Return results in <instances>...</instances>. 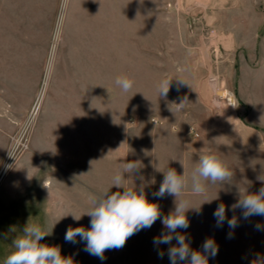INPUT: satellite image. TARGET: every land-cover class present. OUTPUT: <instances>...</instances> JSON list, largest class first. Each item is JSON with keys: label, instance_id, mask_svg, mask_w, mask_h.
I'll use <instances>...</instances> for the list:
<instances>
[{"label": "rangeland", "instance_id": "obj_1", "mask_svg": "<svg viewBox=\"0 0 264 264\" xmlns=\"http://www.w3.org/2000/svg\"><path fill=\"white\" fill-rule=\"evenodd\" d=\"M233 30L239 45L229 50L225 38ZM248 46L263 54L255 62L263 66L264 0H0V58L7 62L2 72L15 75L6 86L16 107L12 126L0 138V172L11 165L0 181V264L27 223L50 234L41 243L59 247L73 264H170L168 249L176 240L158 248L153 243L167 232L160 219L123 248L106 250L103 260L85 251L80 237L66 241L69 227H90L88 215L79 221L73 215L90 211L91 203L82 201L81 185L59 179L74 182L77 171L117 166V156L125 154L128 162L141 164L131 188L145 190L140 178L161 165L154 144L158 117L177 122L171 110L186 97L181 112L191 110L200 135L206 134L199 120L206 111L197 106L206 104V91L212 113L235 114L236 60ZM120 75L134 81L130 91L115 84ZM164 79L172 80L167 96L160 97ZM222 90L235 96L232 108L219 101ZM53 138L61 142L52 144ZM107 152L116 160L108 161ZM160 210L162 217L174 211ZM186 215L189 227L177 232L203 253L202 209Z\"/></svg>", "mask_w": 264, "mask_h": 264}, {"label": "crops", "instance_id": "obj_2", "mask_svg": "<svg viewBox=\"0 0 264 264\" xmlns=\"http://www.w3.org/2000/svg\"><path fill=\"white\" fill-rule=\"evenodd\" d=\"M229 34H231L230 37L225 38L230 47L228 49H237L239 41L235 36L236 31L233 30ZM248 49L247 54L236 60L235 114L218 117L212 113L207 99L209 95L206 92V104L197 105L198 108L206 111V118L199 119L206 123V134L200 135L197 127L199 123L196 124L195 121L198 118L192 117L194 114L190 115L193 113L191 110H182V112L179 110L177 114V109L172 108V116L178 120L177 122H169L159 116L160 120L155 127L158 134L154 139V144L155 157L161 165L154 170L146 171L145 179L140 178V181L146 184L144 193L149 201L159 202L161 209H174V196L166 194L160 198L154 193L159 190L164 178L163 172H166L168 168L175 169L178 174L184 173L188 184L180 199L189 200L192 209H202V216L198 217H202L203 222L206 223V239H213L218 246V252L214 257L206 253L208 264H264V216H251L244 219L241 209L231 210V206L239 199L240 192L242 194L246 191L255 193L264 186L257 179L258 176L264 175V134L261 131L264 124L260 120L264 118V65H255L256 61L262 59L263 54L258 56L257 48L253 46H248ZM6 63L0 58V138L3 130L12 126V114L16 110L13 98L7 95L9 89L6 86L8 82L11 83L14 80L15 75L12 71L2 72V64ZM174 95H179V92L176 91ZM198 108L196 107V110ZM240 114L243 115V120ZM194 130L198 133L197 136H193ZM187 133L192 135L189 136ZM56 139H52V144L56 143ZM125 140L124 148L127 146ZM57 142H61V138H58ZM207 152L219 155L229 170L233 172V177L223 184L205 182L206 192L202 195H194L191 192V175L197 166L199 156ZM94 155V159H98V154ZM115 155L113 152H107V160H116ZM126 157L125 154H122V158L117 156V161L128 162L129 158ZM120 168L121 163H117V166L110 163L106 169H99L96 165L92 167L90 174L82 170L75 173L81 181L75 179L73 182L68 178H60L59 182L65 185L71 182L81 185L83 187L81 199L90 202L92 207L93 195L111 188L113 179ZM133 177L132 174L125 173L122 186L131 188ZM115 191H123V189L115 187L110 189V192ZM221 203L225 205L227 219L233 216L237 218L238 226L234 229H230L227 222L217 227L213 213ZM258 224L261 226L259 229L256 227ZM230 232L232 238L228 236Z\"/></svg>", "mask_w": 264, "mask_h": 264}, {"label": "clouds", "instance_id": "obj_3", "mask_svg": "<svg viewBox=\"0 0 264 264\" xmlns=\"http://www.w3.org/2000/svg\"><path fill=\"white\" fill-rule=\"evenodd\" d=\"M172 79H164L159 85L160 97H166L169 92ZM181 82L185 83L183 80ZM115 84L123 91L128 92L133 87L134 81L127 75L116 77ZM187 98L177 106V111L184 107ZM231 119V118H230ZM139 161L122 162L120 171L113 179L112 187L123 189V191H107L94 194L92 197L91 210L73 218L77 221L83 215H88L90 227L84 226L69 227L65 234V240L76 242V237H80L86 242L85 251L99 259H105L106 250L121 249L126 241L134 234L143 229H149L158 220L167 229L166 233H161L154 238L155 246L166 244L171 245L172 240H176V245L168 249L170 264H208V255L214 257L218 252V246L211 238L205 240L202 245L203 253L190 248L185 235L177 232V229H187L189 220L186 213L192 209L190 201L180 199L185 193L188 181L184 173L178 174L173 168H168L163 172L164 178L155 196L163 198L166 194L175 197L174 211L168 215L161 214L158 203L150 202L143 190V185L139 188H125L122 181L124 174L136 173L141 168ZM11 167V165L7 166ZM233 177V172L229 170L219 155L207 152L199 156L197 166L191 175V192L194 195H202L206 192L205 182L223 184L229 182ZM264 184V175L257 177ZM46 187V186H44ZM242 210L244 219L251 216H264V186L255 193H241L236 203L231 206V210ZM217 227H221L227 222L230 229L237 227V218H226V208L223 203L219 204L213 213ZM259 229L261 226L258 224ZM50 235L43 231L38 225L26 224L22 230V235L17 236L13 241L14 251L8 255L4 264H73L69 257L61 255L60 248L41 243L45 236ZM232 238V233L228 234ZM207 253L208 255H205ZM158 256L163 258L164 252L158 251Z\"/></svg>", "mask_w": 264, "mask_h": 264}, {"label": "bare ground", "instance_id": "obj_4", "mask_svg": "<svg viewBox=\"0 0 264 264\" xmlns=\"http://www.w3.org/2000/svg\"><path fill=\"white\" fill-rule=\"evenodd\" d=\"M50 65V64H49ZM52 66V65H51ZM49 74V73H48ZM211 78H209V82L211 84V87L214 89V92L217 91V89L219 88L218 87V81H217V78L214 77V76H210ZM45 83V82H44ZM207 84V83H206ZM45 86V85H44ZM207 89V88H206ZM211 90V89H210ZM44 91V90H43ZM223 92L221 94H217L218 96V99H220L219 101H223V103H226L224 106H228L230 108L233 107V104H234V101H235V96L233 94H231L230 92H228L227 90H222ZM207 92V91H206ZM42 98V97H41ZM216 102V101H215ZM38 106V105H37ZM35 111V110H34ZM33 116V115H32ZM7 166L8 165H5L3 167V169L1 170L0 172V181L3 180V178L5 177L6 173H7Z\"/></svg>", "mask_w": 264, "mask_h": 264}, {"label": "built area", "instance_id": "obj_5", "mask_svg": "<svg viewBox=\"0 0 264 264\" xmlns=\"http://www.w3.org/2000/svg\"><path fill=\"white\" fill-rule=\"evenodd\" d=\"M196 133V132H195ZM196 135H198V133H196Z\"/></svg>", "mask_w": 264, "mask_h": 264}]
</instances>
